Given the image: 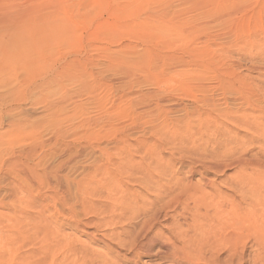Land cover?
<instances>
[{"label": "rangeland", "instance_id": "obj_1", "mask_svg": "<svg viewBox=\"0 0 264 264\" xmlns=\"http://www.w3.org/2000/svg\"><path fill=\"white\" fill-rule=\"evenodd\" d=\"M201 1L204 6L197 11L190 9L188 0H15L21 6L27 2L47 10L62 6L64 11L56 10L59 16L73 20L76 45L57 51L54 66L88 57L104 64L97 80L100 109H104H99L98 123L92 125L95 113L85 108L84 118L92 126L74 130V138L67 140L73 145L69 153L62 142L50 144L52 132H43L38 138L45 145L44 156L49 155L45 163L53 172L32 164L26 169L22 210L26 264H119V236L126 237L119 229V197H133L139 205L155 203L158 210L176 194L178 185L173 180L179 186L203 185L198 175L188 177L189 168L199 171L201 163L218 161L225 152L228 158L219 163L229 167L206 174L214 183L206 192L222 191L236 197L230 186L240 174L250 181L264 178V4L259 11L262 0L245 3L240 11L247 14L233 16L237 24L226 38V31L216 24L222 20L210 22L205 15L208 1ZM164 5L185 11L178 22L184 26L183 35L176 41L170 38V46L163 42L168 37L156 34L155 21ZM208 22L211 27L204 34L195 38L189 34L191 25ZM103 27L111 32L102 35ZM146 49H158L165 57H181L182 67L151 78L142 69L151 58ZM211 54L213 60L208 63L205 56ZM201 64H208L211 74ZM224 69L235 71L246 88L243 97L229 93L222 84ZM215 75L220 79H214ZM181 77L200 81L192 85L210 86L203 97L215 107L203 106L199 102L202 94L191 93V88L181 84ZM79 123H84L83 118ZM83 131L89 132L88 138L95 134L97 143L81 137ZM73 133L70 131L71 136ZM17 190L13 178L0 176V202L13 203ZM181 212L177 207L164 221L166 214L161 211L160 220L167 226L176 221L186 228L191 220ZM33 239H37V249ZM243 260L224 251L215 264H264V248L251 242ZM141 263L168 264L144 258Z\"/></svg>", "mask_w": 264, "mask_h": 264}, {"label": "bare ground", "instance_id": "obj_2", "mask_svg": "<svg viewBox=\"0 0 264 264\" xmlns=\"http://www.w3.org/2000/svg\"><path fill=\"white\" fill-rule=\"evenodd\" d=\"M206 1L207 19L210 22L221 19L216 24L226 31V38L231 33L230 28L237 24L236 19L232 20L233 16L242 12L245 16L247 13L240 9L245 3H251V0ZM27 2L24 3L26 6H21L15 0H0V176L13 178L18 189L13 203H8L10 206L0 202V264H26L24 248L27 233L22 212L26 169L32 164L34 168H42L51 174L53 172L45 163L49 155L47 153L44 156L45 145L38 140L39 136L43 132H52L50 144L55 146L62 142L64 151L68 152L73 145L70 146L67 140L74 138V130L79 126H92L101 119V87L97 80L102 75L104 64H98L88 57L84 61H62L61 65L54 66L56 59L54 62L53 59L57 51L76 45L73 20L59 16L60 12L56 10L62 6L57 9L56 6L50 11L42 5H28ZM202 2L188 0L187 3L190 4V9L200 11ZM263 4L264 0L258 7L259 11ZM184 13V10L164 5L163 11L159 13V20L155 21L157 25L154 26H158L156 34L168 37L167 40L163 38L168 46L173 42L170 38L174 37L176 41L183 35L184 26L178 22L183 20ZM210 27L209 22L202 26L194 24L189 27L188 32L195 38ZM109 32L108 27L100 30L101 34ZM223 36L225 38L224 33ZM221 37L222 35L217 36L218 39ZM146 52L151 58L142 69L151 78L172 74L177 67H182L181 57H165L158 53V49ZM205 60L210 63L213 60L212 54L209 57L206 55ZM200 68L211 74L208 64H201ZM223 76L222 84L226 85L227 91L243 97L246 88L240 83L235 71L224 69ZM213 77L220 79L216 75ZM195 81L199 80L191 82L190 79L182 78L181 84L191 88L194 92H190L193 94L201 93L199 102L203 106L208 109L215 107L213 101L203 97L210 86L207 88L198 83L192 85ZM85 108L95 113L92 125L84 118ZM204 114L208 115V112ZM82 118L84 123L77 124V120L81 121ZM209 121L213 122L214 119ZM88 133L81 132L80 136L97 143L95 134L92 133L88 138ZM97 149L108 157L100 146ZM224 154L216 158L218 161L201 163V166H197L199 171L189 168L188 177L198 175L204 181L203 185L179 186V181L173 180L178 185V190L168 205L160 206L158 210H155V203L139 205L133 197H119V229L126 236L125 239L119 236V264H142L143 258L165 261L168 264H215L217 256L224 251L232 256H240L243 263V253L251 242L264 248V178L250 181L240 174L236 183L230 186L236 197L222 191L206 192V189L214 187L206 174H217L222 172V168L229 167L226 162L219 163L228 158L226 152ZM34 173V176H39L36 171ZM177 207L182 211L180 215L187 213L191 220L186 228L176 221L167 226L160 220L159 212L166 214V221L169 218L167 214L176 212ZM33 242L37 249V239H33ZM34 254L37 253L33 252L32 255Z\"/></svg>", "mask_w": 264, "mask_h": 264}]
</instances>
